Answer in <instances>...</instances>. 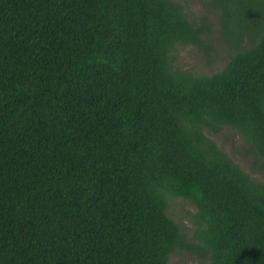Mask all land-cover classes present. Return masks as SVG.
I'll return each mask as SVG.
<instances>
[{
    "label": "trees",
    "instance_id": "16d2710c",
    "mask_svg": "<svg viewBox=\"0 0 264 264\" xmlns=\"http://www.w3.org/2000/svg\"><path fill=\"white\" fill-rule=\"evenodd\" d=\"M233 49H206L175 0H0V264H264V182L209 138L236 129L264 161V0H211ZM248 46L242 47L244 43ZM168 196L205 224L185 245Z\"/></svg>",
    "mask_w": 264,
    "mask_h": 264
},
{
    "label": "rangeland",
    "instance_id": "374dc122",
    "mask_svg": "<svg viewBox=\"0 0 264 264\" xmlns=\"http://www.w3.org/2000/svg\"><path fill=\"white\" fill-rule=\"evenodd\" d=\"M183 7L187 17L197 25H202V36L206 49L191 44H175L170 53L174 66L197 75H209L219 70L233 49L224 41L221 34L220 12L211 0H175ZM248 44L245 42L242 47ZM216 145L254 180L264 182L263 158L250 146L247 140L230 127H221L208 133ZM168 213L181 223L183 243L200 244L199 232L205 228L198 216V210L187 199L168 196ZM168 264H209V256L204 251L186 247L177 249L169 257Z\"/></svg>",
    "mask_w": 264,
    "mask_h": 264
}]
</instances>
